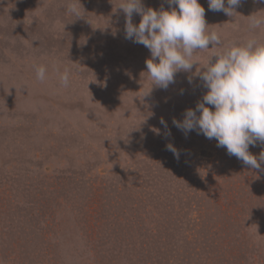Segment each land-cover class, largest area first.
I'll return each mask as SVG.
<instances>
[{"label": "rangeland", "instance_id": "1", "mask_svg": "<svg viewBox=\"0 0 264 264\" xmlns=\"http://www.w3.org/2000/svg\"><path fill=\"white\" fill-rule=\"evenodd\" d=\"M199 2L217 48L264 42V25L249 26L264 3L228 16ZM120 3L0 0V264H264V171L172 123L206 93L197 71L217 48L152 88L151 53L125 39Z\"/></svg>", "mask_w": 264, "mask_h": 264}, {"label": "clouds", "instance_id": "2", "mask_svg": "<svg viewBox=\"0 0 264 264\" xmlns=\"http://www.w3.org/2000/svg\"><path fill=\"white\" fill-rule=\"evenodd\" d=\"M167 3L171 10L145 9L142 0H121L118 7L126 17L125 39L150 51L151 57L145 61L146 72L152 88L162 90L175 83L177 72L191 71L194 63H200L193 59L196 51L209 49L210 43L211 48L223 43L219 33L208 31L205 8L199 0H167ZM241 3L242 0H208V10L233 16ZM67 10L76 17L82 16L75 2ZM134 14L141 16L138 25L133 23ZM262 25L264 16L250 15V28ZM213 56L217 57L215 62ZM202 68V72H197L206 93L194 109L184 112L182 120L174 118L173 125L185 135L196 131L209 140L215 139L228 155L250 169L264 171V151L259 158L249 151L257 142L264 145V42L256 37L233 41L227 47L217 48ZM46 71L45 66H37V79L43 82ZM60 82L63 87L69 86L68 69L60 75ZM160 124L167 128L163 118ZM166 149L179 157L174 144L168 143Z\"/></svg>", "mask_w": 264, "mask_h": 264}]
</instances>
